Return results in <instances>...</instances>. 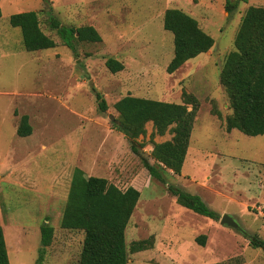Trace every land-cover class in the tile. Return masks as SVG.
Instances as JSON below:
<instances>
[{
    "label": "rangeland",
    "instance_id": "obj_1",
    "mask_svg": "<svg viewBox=\"0 0 264 264\" xmlns=\"http://www.w3.org/2000/svg\"><path fill=\"white\" fill-rule=\"evenodd\" d=\"M68 1L46 0L42 6H52L51 13L61 24L91 25L101 36L100 42H78L76 55L48 26L46 11L37 12L40 26L57 46L35 52L23 49L19 28L8 22L12 11L4 9L0 17V225L9 264H75L83 233L59 225L75 168L86 176L104 177L121 190L135 186L140 192L125 242L128 250L132 241L152 238V246L128 250L127 264H264L262 248L249 244L253 237L264 239V217L253 208L241 209L223 197L215 198L209 189L231 190L245 200V192L238 196L237 186L226 185L238 180L231 169H263L264 134L225 130L230 110L219 73L234 48L244 10L264 6V0L240 1L231 13L223 9L227 0H200L208 15L199 16L198 22L214 39V46L170 74L166 67L173 55V36L164 30L159 11L173 6L171 2ZM110 57L123 63L121 71L111 73L106 68ZM183 91L199 103L182 169L186 177L169 176L158 164L163 183L148 175L126 137L127 142H119L120 150H112L120 131L110 116L117 118L114 103L125 95L181 103ZM97 93L106 102L104 112L98 108ZM23 115L32 129L24 137L16 133ZM169 128L163 135L152 134L151 140L153 125L148 121L145 135L136 139L140 154L153 165L152 141L170 140ZM214 168L224 169V178L206 177ZM168 185L200 195L220 217L229 210L241 230L221 225L218 236L201 245L196 238L208 235L210 218L176 204ZM44 222L53 226L54 233L41 255Z\"/></svg>",
    "mask_w": 264,
    "mask_h": 264
},
{
    "label": "trees",
    "instance_id": "obj_2",
    "mask_svg": "<svg viewBox=\"0 0 264 264\" xmlns=\"http://www.w3.org/2000/svg\"><path fill=\"white\" fill-rule=\"evenodd\" d=\"M46 2V0H43ZM244 0H227L224 9L231 13L238 3ZM47 14L48 26L55 30L61 41L76 55L78 42H100L101 36L91 25L78 27L65 26L52 15L50 7H43ZM1 16V8H0ZM8 22L19 28L21 44L24 50L35 52L57 46L56 42L45 34L40 26L36 11H25L10 15ZM162 26L169 31L173 42V55L166 71L175 72L185 62L200 54H205L214 46V39L203 30L196 18L182 9L167 8L162 16ZM234 48L224 59L219 73V82L228 97L230 113L224 120L225 130L233 129L247 136L264 134V7L248 6L238 24L234 36ZM111 73L119 72L124 65L114 57L105 61ZM98 108L107 110L101 94L97 93ZM187 105H191L189 110ZM198 101L192 95L182 92V102H166L150 98L125 95L114 103L117 118L115 129L128 139L130 149L141 159L148 174L165 182L158 164L181 174L190 136L198 110ZM151 121L152 134L163 135L169 128L173 132L170 140L156 143L152 141L151 164L140 154L136 139L145 135V124ZM31 126L26 115L21 116L16 133L19 136L31 134ZM264 165V164H263ZM264 175V171H263ZM176 203L193 212L213 219H220L215 211L197 194L184 191L180 187L168 185ZM140 192L132 186L124 190L108 179L100 176H86L82 169L75 168L71 175L66 201L60 214L59 225L63 229L77 230L83 233V239L75 264H127L129 252L143 251L152 246V238L132 241L127 250L125 230L133 210L139 200ZM54 229L48 222L40 226L41 255L51 244ZM196 240L204 245L206 236ZM249 244L261 248L264 240L253 237ZM40 255V257H41ZM0 264H9L5 237L0 225Z\"/></svg>",
    "mask_w": 264,
    "mask_h": 264
},
{
    "label": "crops",
    "instance_id": "obj_3",
    "mask_svg": "<svg viewBox=\"0 0 264 264\" xmlns=\"http://www.w3.org/2000/svg\"><path fill=\"white\" fill-rule=\"evenodd\" d=\"M70 1H72V0H69L68 2H70ZM149 1L155 2V1H163V0H149ZM165 1H166V3L171 2L173 4V6H165L163 9L161 8V11H159V15L161 17L163 16V13L167 8L182 9L186 13H188L191 16H193L194 18H196L197 20H198L199 16L202 17L203 15H205V16L208 15V11H207L208 9L205 6L201 7V5L199 4L200 0H165ZM49 2L52 3V0H49ZM42 5H43V0H0L1 16L3 14L4 9H6L8 11H12V12H10L11 14L8 15V18L12 14L25 12V11H36L38 13H42L44 10V9H42L44 7ZM50 8H51V11H53V9H52L53 7L51 6ZM68 8L70 10H72V6H70ZM223 9H224V6H223ZM202 29L206 30L204 28H202ZM115 132H117V131H115ZM115 136L116 137H114L115 140L113 141V149L112 150L118 151L121 149V147H120L121 143L123 144V142H127L126 141L127 139H125L124 134L121 132H120V134L116 133ZM119 142H121V143H119ZM116 155H117V157H119L118 156L119 154H116ZM187 155H186V158H187ZM126 156L128 158H130V156L127 153H126ZM186 158H185V161H186ZM223 165H225V164H223ZM182 169H183V166H182ZM159 171H161V170L159 169ZM165 171H166L165 174H168L169 176H173L175 178H181L182 176H183V178L186 177L185 175L182 174L183 173L182 170H181V174H179V175L174 174L170 169H166ZM224 171H225L224 169L223 170H217V169L215 170V168L210 169L208 171L209 175H206V177L212 178V176H213L215 179L219 180V178H221V176L223 175ZM231 171H235V172H233V175L235 177L237 176L238 180H236V181L231 180L229 183H226V185L229 187L230 186H237L238 187V190H237L238 196H241V194H240L241 192H245L246 193L245 200L241 199V201H240L238 198H236V196H234V194L231 192V190L229 191L228 188H226V189L229 192H224L225 190L219 191V190H216L214 188H209L213 192V194L215 195V198L223 197L227 200V204H236L241 209L247 208L249 210H252V208L254 209V207L257 205L264 207V175H263L264 165H263V169L261 170V172L256 170L253 166H250L249 168L245 169V171H241L240 167H234L231 169ZM147 173H148V171H147ZM213 173H214V175H213ZM223 178H224V175H223ZM188 179H190V178H187V180ZM150 185L151 184L147 185L146 188L149 187ZM132 187H134L136 189L135 186H132ZM146 188H144V189H146ZM253 211H255V209ZM223 212L229 214L230 216H232L236 220L235 214L231 213L229 210L224 209ZM210 220H211L210 221L211 227H209L210 225L208 226L209 233H208V235H206L207 236L206 238H208L209 240L218 236L217 233H218L219 227L221 226L219 222H217L213 219H210ZM4 237H5V235H4ZM5 244H6V242H5ZM6 248H7V246H6Z\"/></svg>",
    "mask_w": 264,
    "mask_h": 264
},
{
    "label": "water",
    "instance_id": "obj_4",
    "mask_svg": "<svg viewBox=\"0 0 264 264\" xmlns=\"http://www.w3.org/2000/svg\"><path fill=\"white\" fill-rule=\"evenodd\" d=\"M110 118H111V121H114L113 116H110ZM219 223H220V225H223V226H228V227H232V228L237 229V230H241L237 221L232 216H230L229 214L222 215L220 217ZM261 248L264 251V244L262 245Z\"/></svg>",
    "mask_w": 264,
    "mask_h": 264
},
{
    "label": "built area",
    "instance_id": "obj_5",
    "mask_svg": "<svg viewBox=\"0 0 264 264\" xmlns=\"http://www.w3.org/2000/svg\"><path fill=\"white\" fill-rule=\"evenodd\" d=\"M255 209V212L260 215V216H263L264 217V207L260 206V205H257L254 207Z\"/></svg>",
    "mask_w": 264,
    "mask_h": 264
}]
</instances>
